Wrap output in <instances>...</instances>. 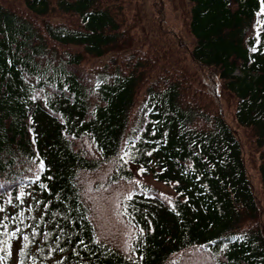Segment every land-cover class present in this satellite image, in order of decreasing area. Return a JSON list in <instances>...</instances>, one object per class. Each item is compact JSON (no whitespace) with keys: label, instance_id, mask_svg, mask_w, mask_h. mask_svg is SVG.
Wrapping results in <instances>:
<instances>
[{"label":"trees","instance_id":"obj_1","mask_svg":"<svg viewBox=\"0 0 264 264\" xmlns=\"http://www.w3.org/2000/svg\"><path fill=\"white\" fill-rule=\"evenodd\" d=\"M166 1L0 0V264H264V0Z\"/></svg>","mask_w":264,"mask_h":264},{"label":"rangeland","instance_id":"obj_2","mask_svg":"<svg viewBox=\"0 0 264 264\" xmlns=\"http://www.w3.org/2000/svg\"><path fill=\"white\" fill-rule=\"evenodd\" d=\"M13 2L19 3V0H13ZM134 3H135V0H129L128 2V6H130L131 10L134 7ZM166 5H167V17L170 20L169 22L175 26L184 27L183 21L185 20V17H186V14L184 13V11L186 10V8L189 7L188 3L187 2L185 3L183 0H167ZM141 8L144 12L146 20L154 21L155 15H154V7L152 4V0H141ZM147 24L149 25V22H147ZM76 45L78 44H74L73 48H76ZM101 58L102 60H105L108 57L103 56L98 59H93L90 62L92 64L93 63L97 64V61ZM141 179L145 180L144 182L147 185H153L154 187H157L161 191H165L171 194L174 192V188L172 185L167 184L163 181H156L151 176H145Z\"/></svg>","mask_w":264,"mask_h":264},{"label":"snow or ice","instance_id":"obj_3","mask_svg":"<svg viewBox=\"0 0 264 264\" xmlns=\"http://www.w3.org/2000/svg\"><path fill=\"white\" fill-rule=\"evenodd\" d=\"M149 155H150V153H149ZM41 167H43V165H41ZM143 171H145V169L141 168V172H143ZM128 199L130 200V199H132V197L129 196ZM4 227H6V225H4ZM17 231H19V229H17ZM11 236H13V237L16 236V232H12ZM24 239L27 240L28 238L24 237ZM0 250H2V249H0Z\"/></svg>","mask_w":264,"mask_h":264}]
</instances>
